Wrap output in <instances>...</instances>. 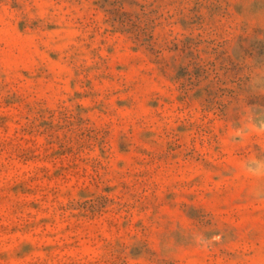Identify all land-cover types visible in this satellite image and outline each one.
I'll use <instances>...</instances> for the list:
<instances>
[{
  "label": "rangeland",
  "instance_id": "obj_1",
  "mask_svg": "<svg viewBox=\"0 0 264 264\" xmlns=\"http://www.w3.org/2000/svg\"><path fill=\"white\" fill-rule=\"evenodd\" d=\"M0 264H264V0H0Z\"/></svg>",
  "mask_w": 264,
  "mask_h": 264
}]
</instances>
